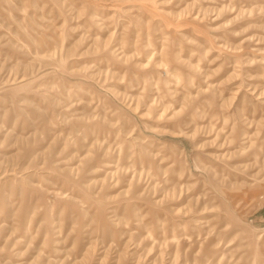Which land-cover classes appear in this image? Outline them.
<instances>
[{
  "label": "rangeland",
  "instance_id": "obj_1",
  "mask_svg": "<svg viewBox=\"0 0 264 264\" xmlns=\"http://www.w3.org/2000/svg\"><path fill=\"white\" fill-rule=\"evenodd\" d=\"M0 264H264V0H0Z\"/></svg>",
  "mask_w": 264,
  "mask_h": 264
}]
</instances>
